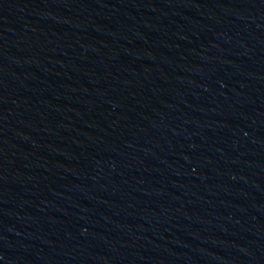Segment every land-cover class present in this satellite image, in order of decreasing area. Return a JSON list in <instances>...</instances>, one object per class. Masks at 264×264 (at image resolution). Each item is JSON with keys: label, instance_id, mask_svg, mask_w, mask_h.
Listing matches in <instances>:
<instances>
[{"label": "water", "instance_id": "1", "mask_svg": "<svg viewBox=\"0 0 264 264\" xmlns=\"http://www.w3.org/2000/svg\"><path fill=\"white\" fill-rule=\"evenodd\" d=\"M0 264H264V0H0Z\"/></svg>", "mask_w": 264, "mask_h": 264}]
</instances>
